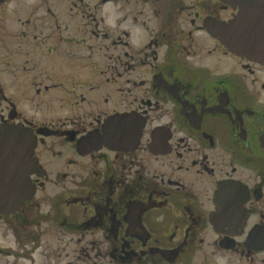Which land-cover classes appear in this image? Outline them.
Returning <instances> with one entry per match:
<instances>
[{
  "label": "flooded vegetation",
  "instance_id": "obj_1",
  "mask_svg": "<svg viewBox=\"0 0 264 264\" xmlns=\"http://www.w3.org/2000/svg\"><path fill=\"white\" fill-rule=\"evenodd\" d=\"M233 32L264 39V0H0V127L37 146H0V264H264V63Z\"/></svg>",
  "mask_w": 264,
  "mask_h": 264
},
{
  "label": "water",
  "instance_id": "obj_2",
  "mask_svg": "<svg viewBox=\"0 0 264 264\" xmlns=\"http://www.w3.org/2000/svg\"><path fill=\"white\" fill-rule=\"evenodd\" d=\"M238 20H240L238 18ZM238 21H234L230 26L233 31L236 29ZM234 32H236L234 30ZM233 32V37H226V40L230 43L232 50L237 53L246 55L249 58L264 63V39L254 37L250 33L243 32L241 35L236 36ZM28 131L19 127H0V146H17V151L21 152L23 149L28 148L29 152V166L33 167V170L37 168L36 158L32 159V155L36 149V138L29 134ZM18 206L23 205L26 199H31L36 191L35 185H29L28 190L21 193L22 183L18 182Z\"/></svg>",
  "mask_w": 264,
  "mask_h": 264
}]
</instances>
